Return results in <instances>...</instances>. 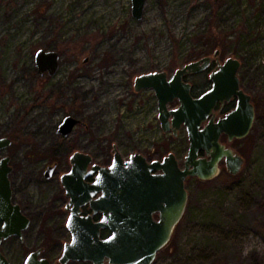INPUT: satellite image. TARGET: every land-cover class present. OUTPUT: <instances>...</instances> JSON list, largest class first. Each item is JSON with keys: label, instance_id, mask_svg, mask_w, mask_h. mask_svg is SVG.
<instances>
[{"label": "rangeland", "instance_id": "1", "mask_svg": "<svg viewBox=\"0 0 264 264\" xmlns=\"http://www.w3.org/2000/svg\"><path fill=\"white\" fill-rule=\"evenodd\" d=\"M41 49L60 53L56 75L38 73ZM217 50L222 63L241 62V85L256 108L247 137L222 138L245 164L237 176L222 162L212 180L188 178L184 216L153 264H264V0H147L141 20L132 0H0V138L13 141L0 160L11 158L14 202L32 220L22 240L12 237L0 251L24 264L44 248L59 264L71 241L61 177L76 152L102 166L112 164L115 146L126 160L174 153L183 168L187 131L164 132L155 91L137 92L135 80L171 77ZM190 82L198 92L211 86L208 73ZM67 116L81 123L64 137L58 129Z\"/></svg>", "mask_w": 264, "mask_h": 264}, {"label": "water", "instance_id": "2", "mask_svg": "<svg viewBox=\"0 0 264 264\" xmlns=\"http://www.w3.org/2000/svg\"><path fill=\"white\" fill-rule=\"evenodd\" d=\"M146 3L147 0H132V16L137 20L143 18ZM218 54L216 51L215 55ZM60 60L57 51L41 49L36 54V69L40 75L48 72L54 76ZM210 63L211 58L205 57L178 69L171 78L167 72H152L135 80L137 92L155 91L164 132L173 131L177 136L186 127L190 146L183 168L174 153L162 161L148 162L140 153L126 160L116 146L110 166L94 163L89 154L72 155L71 170L61 177L69 198L67 228L72 237L64 245L59 264H153L184 216L189 198L188 178L212 180L219 176L222 162L231 176L240 174L245 160L222 142V136L226 135L228 142L247 137L255 123L256 108L252 96L241 87V62L235 58L220 65L211 75L212 87L194 98L192 86L184 77L205 71ZM233 98H237V104L232 111L218 121L215 117L209 120L217 103ZM175 100H179L180 106L170 109ZM80 123L77 117L67 116L59 125L58 134L68 137ZM12 143L11 138H0V154ZM201 151L205 156H200ZM10 163L8 156L0 160V246L12 237L22 239L32 224L21 206L14 203ZM55 169L48 167L45 177L51 179ZM89 177H94L93 182L86 181ZM87 205L91 213L83 216L82 208ZM97 215L101 218L96 221ZM106 230L110 235L103 237ZM41 252H32L25 264H51L48 259L39 258ZM0 264L13 263L0 251Z\"/></svg>", "mask_w": 264, "mask_h": 264}, {"label": "flooded vegetation", "instance_id": "3", "mask_svg": "<svg viewBox=\"0 0 264 264\" xmlns=\"http://www.w3.org/2000/svg\"><path fill=\"white\" fill-rule=\"evenodd\" d=\"M216 1H219V0H216ZM217 51H219V50H217ZM59 53V52H58ZM60 54V53H59ZM219 55H220V51H219V54L216 56L215 55V53H214V56L212 57V56H204V57H201V58H199V59H195V60H192V61H190V62H188V63H186L184 66H186L187 64H190V63H192V62H196V61H199V60H201V59H203V58H205V57H210L211 58V63H210V65H209V67L205 70V71H203V72H200V73H194V74H189V75H187V76H185L184 77V81L185 82H187V83H190L191 84V86H192V89H191V93H192V96L194 97V98H198V97H200L203 93H205L207 90H209L211 87H212V81H211V86L208 88V89H205V90H201L200 92H198V91H196L195 90V86H194V84L192 83V82H190V78L191 77H193V76H195V75H199V74H204V73H208L209 74V77L211 78V75H212V73H214L215 71H217L218 69H219V67H220V65H223L224 63H225V61L222 63L221 61H220V59H219ZM61 56V55H60ZM183 66V67H184ZM60 69V68H59ZM48 73V72H47ZM49 74V73H48ZM45 75V74H44ZM169 75V74H168ZM169 78H171L170 76H169ZM240 78V77H239ZM211 80V79H210ZM241 81V80H240ZM241 87H242V85H241ZM236 104H237V98H233L231 101H226V102H224V103H221V102H219V103H217V105H216V107H215V109H214V112H213V115H211L210 117H209V120L212 118V117H215V121H218L220 118H222V117H224L227 113H229L230 111H232L235 107H236ZM172 105V106H171ZM180 106V102H179V100H175L174 102H172V103H170V105H169V108L170 109H177L178 107ZM209 120L207 121V122H209ZM186 131H187V129H186V127H183ZM182 128V129H183ZM181 129V130H182ZM180 132V131H179ZM171 133L173 134V136L174 137H177L178 135H179V133H178V135L177 136H175L174 135V133H173V131H171ZM187 134H188V132H187ZM222 138H227V136L226 135H224V136H222ZM228 139V138H227ZM188 140H189V137H188ZM200 156H205V153L203 152V151H201V153H200ZM146 157V159L148 160V162H152V161H154V160H151L148 156H145ZM160 161H162V160H160ZM50 167V166H49ZM220 168H221V165H220ZM93 180H94V177H89L88 179H86V181L87 182H93ZM62 183V182H61ZM13 189V188H12ZM65 193H66V191H65ZM69 199V198H68ZM13 200H14V192H13ZM14 203H16V202H14ZM18 204V203H17ZM68 204V203H67ZM67 204H66V206H67ZM20 205V204H19ZM21 206V205H20ZM66 206H65V211H66V213L68 214V218H69V216H70V213H69V211H67L66 210ZM22 208V207H21ZM23 210V209H22ZM24 212V211H23ZM91 213V209H90V206L89 205H87V206H84L83 208H82V214L81 215H83V216H87V215H89ZM25 214V213H24ZM101 218V215H97L96 217H95V220L97 221V220H99ZM155 218L157 219L158 218V214L155 216ZM68 221V220H67ZM1 225V224H0ZM70 232V231H69ZM104 232H106L107 233V236H109L110 235V231H108V230H106V231H104ZM71 234V233H70ZM102 236H103V232H102ZM107 236H103V237H107ZM72 237V236H71ZM22 240V239H21ZM37 250H41L42 252H41V255L39 256V258L40 259H43V258H46V257H44L43 256V253H44V248H39V249H37ZM37 250H35V251H37ZM35 251H33V252H35ZM3 253V252H2ZM32 253V252H31ZM30 253V254H31ZM4 254V253H3ZM29 254V255H30ZM5 255V254H4ZM28 255V256H29ZM6 256V255H5ZM27 256V257H28ZM7 257V256H6ZM27 257H26V259H25V262H26V260H27ZM8 258V257H7ZM46 259H48V258H46ZM8 260L11 262V263H13L9 258H8ZM49 260V259H48ZM50 261V260H49ZM25 262H24V264H25ZM51 262V261H50ZM71 263V262H70ZM14 264V263H13ZM52 264V263H51Z\"/></svg>", "mask_w": 264, "mask_h": 264}, {"label": "trees", "instance_id": "4", "mask_svg": "<svg viewBox=\"0 0 264 264\" xmlns=\"http://www.w3.org/2000/svg\"><path fill=\"white\" fill-rule=\"evenodd\" d=\"M103 236H107V233L106 232H103Z\"/></svg>", "mask_w": 264, "mask_h": 264}]
</instances>
